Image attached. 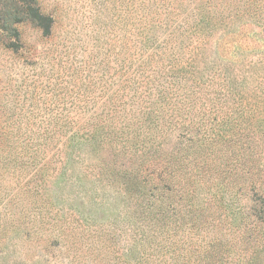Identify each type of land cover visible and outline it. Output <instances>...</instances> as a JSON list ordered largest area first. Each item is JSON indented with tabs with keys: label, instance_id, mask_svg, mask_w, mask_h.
I'll return each instance as SVG.
<instances>
[{
	"label": "rangeland",
	"instance_id": "1",
	"mask_svg": "<svg viewBox=\"0 0 264 264\" xmlns=\"http://www.w3.org/2000/svg\"><path fill=\"white\" fill-rule=\"evenodd\" d=\"M37 5L47 33L0 30V264H190L207 246L237 263L264 223V0ZM197 136L188 198L155 225L154 150Z\"/></svg>",
	"mask_w": 264,
	"mask_h": 264
},
{
	"label": "trees",
	"instance_id": "2",
	"mask_svg": "<svg viewBox=\"0 0 264 264\" xmlns=\"http://www.w3.org/2000/svg\"><path fill=\"white\" fill-rule=\"evenodd\" d=\"M21 21H30L43 29L45 33L49 31L51 26V18L41 11L37 5V0L0 1V30L8 33L13 29L14 24ZM253 69L258 71L264 69V57H260L258 60L254 61ZM261 80H263L259 83L261 93L256 99L262 98L264 101V75ZM254 114L259 115L260 111ZM255 122L256 129H260L259 125L262 124L260 118H256ZM202 141L203 139L198 136L195 138L183 137L170 148L154 150L156 153L154 160L157 162L156 164L158 166L156 173L150 175L149 181H143L142 184L144 185L143 189L149 186L150 191L155 190L161 192L160 195H158L160 202L155 207L156 209L153 213L155 225L159 226L161 223L165 225L167 223L168 225L170 221L171 214L167 212L168 207L163 201L164 197L171 195V203H173L174 197L177 195L174 194V191L180 190L183 194H185L184 191L187 192L182 198H188L187 195L189 193L191 178H188L189 175H187V171L185 174L180 171V168L182 165L187 166L191 164L192 166L194 160L198 157L203 160L206 155V148L202 145ZM132 183L137 184L135 181H132ZM196 222L197 219L194 220V225ZM252 224L255 232H250L251 235L249 234L250 236L246 237V240H244L247 242L248 252H245L235 264H264V223L259 222L256 216H253ZM199 252L202 253L203 260H198L199 262H194V260L190 262L188 260L190 264H219L221 262L217 255V250L213 248V246H207V248ZM150 264L156 263L151 262ZM160 264L168 263L164 261Z\"/></svg>",
	"mask_w": 264,
	"mask_h": 264
}]
</instances>
